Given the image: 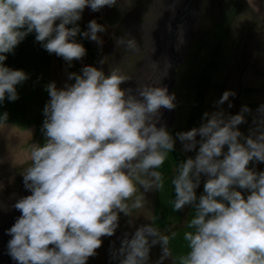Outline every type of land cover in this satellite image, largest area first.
Wrapping results in <instances>:
<instances>
[{"label":"clouds","instance_id":"1","mask_svg":"<svg viewBox=\"0 0 264 264\" xmlns=\"http://www.w3.org/2000/svg\"><path fill=\"white\" fill-rule=\"evenodd\" d=\"M116 2L0 0V103L6 97L16 100V86L28 78L22 69L4 64L6 54L27 34L34 32L47 52L71 67L86 53L77 34L102 43L98 33L103 25L93 19L81 31L77 24L83 9L98 11ZM116 43L139 52L132 37H119ZM67 75L73 83L45 85V140L31 146V162L22 174L31 194L15 202L20 215L6 230L11 237L7 252L16 264H86L102 244L101 237L115 232L118 213L129 214L128 199L136 185L144 190L161 187L156 169L174 148L173 136L157 126L159 110L175 107L166 88L142 85L133 95L120 87L125 75L116 70L105 75L92 65ZM234 95L225 90L215 104L228 101L231 107L229 97ZM258 110L264 112V105ZM248 111L244 105L231 115L222 108L205 112L199 126L176 133L185 151L196 152L177 164L171 179L173 210L195 202L187 221L192 230L183 233L189 251L180 264H264V170L248 167L252 160L264 162V131L241 142L237 126ZM5 121L7 112L0 113V123ZM201 175L207 179L197 197ZM142 199L137 196L131 207H140ZM157 241L168 255V236L151 224L137 228L121 241L119 264H147L149 248Z\"/></svg>","mask_w":264,"mask_h":264},{"label":"rangeland","instance_id":"2","mask_svg":"<svg viewBox=\"0 0 264 264\" xmlns=\"http://www.w3.org/2000/svg\"><path fill=\"white\" fill-rule=\"evenodd\" d=\"M163 1L117 0L112 6H103L107 12L113 8L114 17L87 13L91 15L87 23L93 19L98 24L102 22L104 31L98 33L102 43L97 44L77 34L75 39L83 44L86 53L81 59L73 60L71 67L61 57L47 52L41 42L35 40L34 32L27 34L15 46L13 59L5 60L7 66L25 71L28 78L16 86V100L9 101L6 97L0 103V113L7 112V121L0 123V241L9 236L6 230L20 215L13 205L31 194L23 186L22 174L31 162V146L42 144L45 140L41 130L44 120L42 110L49 99L45 85L53 81L57 88L71 84L74 80H69L67 74L79 73L85 65L95 66L105 75L116 70L127 77L122 81L126 83L144 62L148 49L144 32L157 25L155 21L163 17L162 5L167 7L172 0H165L164 4ZM195 5L198 21L194 26L193 44L176 70L172 90L174 118L167 130L175 144L156 169L161 176V187L144 190L136 185V192L128 199L129 214L118 213L115 232L111 236L101 237L102 244L86 264H119L122 256L117 250L121 247V241L130 238L137 228L146 224L153 225L160 235L168 236L167 248L180 264V258L189 251L183 233L192 230L186 226L194 215L195 202L173 210L175 193L171 179L177 164L187 157H194L196 152L195 149L185 151L176 133L199 126L205 112L222 108L226 115H231L238 113L244 105L248 106L249 111L244 113V121L237 126L242 133L241 142L246 133L248 136L250 132L258 134L259 125H264V112L258 110L259 106L264 105V0H195ZM87 23L83 24L81 18L77 21L81 31L86 30ZM133 23L137 26V32H129L134 27ZM125 32L130 33L126 36L135 39L138 53L126 50L124 45H117V38ZM111 43L115 48L107 57ZM160 50L154 46V55L149 61L153 62L156 52ZM225 90L235 92L234 96L229 97L231 107H228V101L223 105L215 104ZM251 128L254 130L251 131ZM248 167L264 170V162H249ZM206 179L201 175L200 185L195 189L197 197L203 192ZM239 190L246 196L243 189ZM141 195V206L131 207L132 201ZM152 239L149 237V241ZM160 247L159 241L150 246L147 264H160Z\"/></svg>","mask_w":264,"mask_h":264},{"label":"water","instance_id":"3","mask_svg":"<svg viewBox=\"0 0 264 264\" xmlns=\"http://www.w3.org/2000/svg\"><path fill=\"white\" fill-rule=\"evenodd\" d=\"M194 1L172 0L170 5L165 7L163 17L157 21L160 31H165L164 40H167L165 42L167 51L162 60H159L156 55L153 60L154 64L152 62V65L145 68L148 60L154 54L153 44L148 46L143 64L125 83L126 89L131 94L136 95L138 88L142 85H152L166 88L168 94L173 96L176 69L186 59L188 49L193 44L194 26L198 21ZM166 20H168L167 23H165ZM142 68L143 70L140 72ZM145 69L147 70L144 71ZM173 112L174 108H161L158 112L157 126L163 125L167 129L173 121ZM0 245V264H16V261L8 255L7 242L0 241Z\"/></svg>","mask_w":264,"mask_h":264},{"label":"crops","instance_id":"4","mask_svg":"<svg viewBox=\"0 0 264 264\" xmlns=\"http://www.w3.org/2000/svg\"><path fill=\"white\" fill-rule=\"evenodd\" d=\"M114 12L115 11H114L113 8H111V11L110 12L105 11L103 7L100 10H98V11H92V10H90L86 6L83 9V11H82L81 21L83 22V24H86L87 23V18H90L91 17L90 14H92V16H99V17H105V18L106 17H114ZM87 13H90V14H87ZM101 25H103L102 22H101ZM13 55H14L13 52L6 54V59L5 60H11V59H13ZM4 64L5 65H8V62H5L4 61ZM173 118H174V116H173ZM259 127H261L260 130H259V132L264 131V125H259ZM252 130H254V129L251 128V131ZM250 135L253 136V137H255L257 134H253V133L250 132L249 136ZM247 136H248V133L245 134V137H247ZM254 161L255 160H252V161H250V163L251 162H254ZM253 170L256 171V172H259V171H257V169H253ZM243 192H245L246 195L249 194L247 189H243ZM186 228H187V226H186ZM162 249H163V246L161 245L160 251L158 252V258H159L160 264H178L177 259H176V256L171 252V250H169V247L167 248L169 254L166 255V256L164 255Z\"/></svg>","mask_w":264,"mask_h":264},{"label":"bare ground","instance_id":"5","mask_svg":"<svg viewBox=\"0 0 264 264\" xmlns=\"http://www.w3.org/2000/svg\"><path fill=\"white\" fill-rule=\"evenodd\" d=\"M194 6H195V8H196V5H195V1H194ZM165 10V9H164ZM164 13V12H163ZM163 15V14H162ZM168 22V20H166L165 21V23H167ZM151 24V23H150ZM149 24V25H150ZM155 24V23H154ZM156 26H153L152 28H151V30L150 29H148V30H146L145 32H144V38L146 39L144 42H146L147 43V45L149 46V45H151V44H153V46H156V48L157 47H159L161 50L160 51H158V52H156V55H158V56H160V57H158L159 58V60H162V58H163V56L165 55V53H166V51H167V49H166V41L167 40H164L165 38H164V32L165 31H163V30H161L160 31V27L158 26V24H159V22L157 21L156 22ZM148 26V25H147ZM162 26H163V24H162ZM145 29V28H144ZM159 52H160V54H159ZM147 54V53H146ZM146 54H145V56H146ZM154 55V54H153ZM144 56V57H145ZM153 61V60H152ZM150 65H152V62L151 61H149L148 60V62H147V64L145 65V68H147L148 66H150ZM156 65V64H155ZM178 69V68H177ZM176 69V70H177ZM142 70H143V68L140 70V72H142ZM147 69H145L144 71H146ZM149 70V69H148ZM11 237H10V235L8 236V237H4V238H2L1 239V242L3 243V242H8V240L10 239Z\"/></svg>","mask_w":264,"mask_h":264},{"label":"flooded vegetation","instance_id":"6","mask_svg":"<svg viewBox=\"0 0 264 264\" xmlns=\"http://www.w3.org/2000/svg\"><path fill=\"white\" fill-rule=\"evenodd\" d=\"M164 3H165V0L163 1V4H164ZM162 8L165 9V6L162 5ZM163 11H164V10H163ZM155 13H157V12H155ZM152 14H153V13H152ZM155 18H156V17H155ZM155 18H154V19H155ZM142 23H143V24H146V23H144V22H142ZM142 23H139V25H143ZM133 24H134V23H133ZM147 25H148V24H147ZM147 25H145V26H147ZM136 27H137V26L134 24L133 29H132L131 31H129V32H132L133 30L137 32L138 29L136 30ZM129 32H125L124 35H122V37H123V36H126ZM141 33H142V31H141ZM129 35H130V33H129ZM112 42H113V41H112ZM114 48H115V45H113V43H111V44H110V47H108V50H107V52H108L107 57H108L109 54L111 55V54L113 53L112 51H114ZM107 57H106V58H107ZM120 87H121L122 89H125V88H126V87H125V83L122 82L121 85H120Z\"/></svg>","mask_w":264,"mask_h":264}]
</instances>
